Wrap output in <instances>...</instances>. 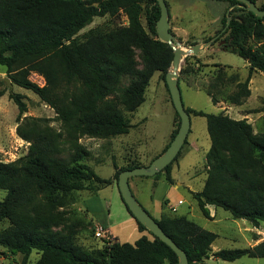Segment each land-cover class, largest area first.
<instances>
[{
    "label": "trees",
    "instance_id": "obj_1",
    "mask_svg": "<svg viewBox=\"0 0 264 264\" xmlns=\"http://www.w3.org/2000/svg\"><path fill=\"white\" fill-rule=\"evenodd\" d=\"M252 1L264 10V0ZM225 2L229 4V26L226 13L222 30L204 42L214 45L222 41V48L242 58L249 72L243 82L236 75L224 80L234 85L224 100L218 97L216 84L217 91L206 92L215 105L223 101L242 106L252 95L253 75L264 74V17H257L237 1ZM122 15L127 19L124 26L108 32L97 28L82 42L76 40L95 18ZM160 16L157 0H0V65L13 85L36 94L61 122L60 130L42 128L40 123L50 119L24 117L28 112L26 96L9 94L18 108L17 135L29 148L16 161H0V190L6 192L0 201V224L9 222L0 230V248L21 254V264H29L33 252L40 255L33 264H179L177 254L137 222L122 198L138 230L151 238L145 235L133 244L104 240L102 250L90 253L77 244L81 222H70L78 193L95 192L112 183L118 186L123 171L142 166L131 162L119 168L114 163L113 179H103L89 166L91 152L81 140L129 134L132 126L127 114L144 104L153 76L160 73L166 85L174 52L158 37ZM134 49L140 51L142 69L136 67ZM33 73L44 78V86L30 79ZM5 94L0 90V100ZM186 112L206 119L211 140L205 186L192 194L201 213L210 219L208 207L214 206L258 229L264 225V132L256 134L247 119L235 120L226 113L208 114L191 108ZM175 113L178 122L170 143L181 124ZM174 162L154 178L165 174L172 183ZM155 220L187 254L189 264L211 258L226 262L244 257L264 259V241L213 253L218 234L186 216L162 214ZM60 226L68 228L67 234H45Z\"/></svg>",
    "mask_w": 264,
    "mask_h": 264
},
{
    "label": "rangeland",
    "instance_id": "obj_2",
    "mask_svg": "<svg viewBox=\"0 0 264 264\" xmlns=\"http://www.w3.org/2000/svg\"><path fill=\"white\" fill-rule=\"evenodd\" d=\"M143 23L145 24V17H143ZM125 24H127V19L123 15L114 19L95 18L92 24L84 28L77 35L76 40L82 42L97 28H101L104 32H108L118 26H124ZM203 27L208 28L209 26L205 25ZM181 43L185 51L194 47L191 46L192 44L188 46L187 44L184 45L183 42ZM204 43L202 45H204ZM134 60L136 67L142 69L143 62L139 50L134 49ZM214 61L232 66L236 70L224 69L222 65L220 67L214 62L201 61L198 59V55L190 54L184 57L181 63L180 83L185 81V84H188L190 87L192 84V77L189 78L190 75H197V77L195 76L197 85L208 92L217 91L216 86L218 85V91L220 90L218 92V97L224 100L225 96L234 89V85L230 86L229 84H225L226 82L224 80L236 75L239 81H245L248 72L247 69H245L247 63L238 55L222 52H218ZM7 78L9 79L6 68L0 65V90L6 91L5 96L0 100V161L4 163L13 162L24 157L29 148V143L25 142L17 135V126L19 125L16 122L18 108L9 98L11 92L26 96L25 102L28 107V112L24 117L50 119V122H41V127L50 126L55 130H60L61 128V122L55 120L56 113L53 109L41 101V99L30 90L23 89L16 85H13V88L10 89L5 82ZM30 79L40 86L45 85L44 78L36 73H33ZM250 89L252 97L243 105L249 109L248 113H250V120H248V122H251L250 124H252L255 133L260 134L264 132V74L255 73L253 75L250 82ZM181 92L183 103H185L184 99L188 97L194 103L197 110L204 111L208 114L226 113L233 119H244V114L240 113L242 108L233 107L230 108L228 112H224L225 107H220L212 103L211 99L204 92H186L184 88H181ZM226 105L228 104L226 103ZM127 117L131 119L130 121L134 126L129 135L110 140L91 139L87 137L81 140L82 144L91 152L89 164L102 178L106 179L112 177L115 173L113 162L122 165V158L124 156H126L130 162L141 164L139 162L141 156L137 157L135 155L138 149L140 152H147L148 155H155V151L159 148L164 135L171 128L173 117L174 125L175 122H178L170 93L160 73H156L151 80L146 93V102H144L133 115L127 114ZM191 124L192 132L190 140L194 141V149L185 154L183 159L179 161V167H177L174 172V177L180 183H184V185L174 189L169 182L163 179L157 182L156 185L152 183L144 184V193L152 196L154 204L158 209H161L163 205L165 206L168 201L172 207H175L180 200H183L185 205L177 207L176 214H172V212H170V214L172 216L185 214L190 220L194 221L205 230L218 234L219 238L213 245L214 251L223 249H243L249 246H255L256 241H264L263 224L258 229L254 228L248 221L236 220L229 212L221 208H218L217 213H213V217H210V219L205 218L201 213L197 203L188 191L187 186L192 188L191 172L195 166H203L206 160V153L211 147V141L205 118L192 116ZM130 151H134V154H129ZM143 165H147V163L144 162ZM202 169L201 167L199 170L201 171ZM142 178L143 177H133L132 180L138 181ZM81 194L82 193L77 194V202L71 206V210L74 213L70 216L71 223L76 221L81 222V225L77 229L76 237L79 246L90 253L102 250L105 247V239L97 236V230L100 225L103 226L105 224L108 225L111 229V233L118 237L121 242L135 243L139 237L138 232L137 230L133 231L130 225L123 223L124 218L122 213L123 215L126 214L127 209L121 200L117 184L113 185V187H105L99 197L82 203V206L80 199ZM5 196L6 192L0 190V201H2ZM104 201L111 203L112 215L110 217V222H107L109 220L107 219V211L103 210L101 207ZM87 209L89 210L88 216L85 214L86 212H84V210ZM154 217L158 219L159 215ZM8 226L9 222L5 221L0 224V230ZM67 229L66 227L60 226L52 228L45 232V234L62 236L67 234ZM146 234L148 233L146 232ZM148 236L150 235L148 234ZM111 241H115L112 236ZM39 257L40 255L37 252H33L29 258V264L35 263ZM22 260L23 256L21 254L13 255L4 248H0V264H21ZM208 262L212 264H264V259L244 257L236 262H226L211 258L200 264H208Z\"/></svg>",
    "mask_w": 264,
    "mask_h": 264
},
{
    "label": "crops",
    "instance_id": "obj_3",
    "mask_svg": "<svg viewBox=\"0 0 264 264\" xmlns=\"http://www.w3.org/2000/svg\"><path fill=\"white\" fill-rule=\"evenodd\" d=\"M165 2L167 4L168 10H169L170 31L172 32V34L175 36V38L178 41L183 42L184 45L187 44L188 46H190L193 43H198V44L202 45L205 40H207L208 38L214 37L219 31L222 30V19H223L224 15L229 11V4L225 1H218V0H165ZM101 19H105V18H101ZM205 25L209 26V27L208 28L203 27ZM222 45H223V42L220 41V42L215 43L214 45H210L208 48L203 49L200 52V54H198V59H200L201 61H207V62H212V63L214 62L218 65L227 66L228 69H230V70H236L232 66L220 64V63L214 61L218 52L230 53V52L224 50L222 48ZM230 54H232V53H230ZM245 69H247V71L249 72L248 64H247V66H245ZM248 72H247V76H248ZM195 76L197 77V75H190V77H189V78L192 77V84L190 85V87L188 86V84L187 85L185 84V81H182L180 83V87L184 88L186 92H192V91L193 92H204L211 99V97L207 94V92L202 87L197 85V80L195 79L196 78ZM198 81H200V80H198ZM184 101H185L184 104H185L186 108H191V109L197 110L194 103L188 97L186 99H184ZM211 101H212V99H211ZM216 105L217 106L219 105L220 107H225L224 112H228L229 109L233 108V107L242 108L240 113L244 114L243 118L250 120L249 119L250 113H248L249 109L246 108L245 105H242V106H234V105H230V104L226 105V103L223 101L217 103ZM197 111H200V110H197ZM131 126H132L131 129H132L134 127L132 125V123H131ZM131 129H130V131H131ZM173 130H174V117L172 120L171 128L164 135L163 140H162L159 148L155 151V155H148L147 152L146 153L140 152L139 149H138V151L135 152L136 153L135 155L137 157L141 156V159L139 160V162L142 164V166L150 165L151 162L155 158H157L158 156H160L164 152V150L167 148V146L170 143L171 134H172ZM191 130H192V124H191ZM191 130H190V133H189V136L187 139V144L184 145V147L182 148L181 154L178 157V160L176 162H174V164H173V168H172V172H171V177H172L173 182L172 183L169 182V184L171 186H173L174 189H177L178 187H182L184 185V183H180L174 177V172H175V169L177 167H179V161L181 159H183L185 154H187L189 151L194 149V141L190 140V135L192 132ZM129 134H130V132H129ZM129 134H127V135H129ZM122 136H125V135H122ZM118 137H121V136H118ZM118 137H115V138H118ZM209 138H210V136H209ZM112 139H114V138H112ZM101 140H103V139H101ZM108 140H110V139H108ZM131 153L134 154V151H132V152L130 151L129 154H131ZM207 153H206V155H207ZM126 159H127L126 156H124L122 158V165H119L117 162H113V163H116L119 168L125 167L129 163H131L130 161H128V159L127 160ZM144 162L147 163V165H143ZM88 164H89V160H88ZM89 166L95 171V169L90 164H89ZM201 167L203 169L200 171L199 169ZM114 169H115V167H114ZM191 174H192V176H191L192 188L188 187V186H187V188H188V191L190 192V194L192 195L193 193L201 192L205 186V181L207 179L206 160L204 161L203 166H195L194 169L192 170ZM114 175H115V173H114ZM114 175L112 177L106 178V179L107 180L113 179ZM103 179H105V178H103ZM163 179H165L167 181L165 174H163L159 179H155L154 177H151V178L150 177H143L141 180H138V181H133L132 178L129 181L131 191L134 194L135 198H137L138 202L144 207V209H146L149 212V214L153 218H155L154 216L159 215L157 220H159L161 218L162 214H170V212H172L170 210L171 205L168 201L167 204H165L166 202L164 203L165 206L163 205V206H161V209H158L157 206L154 204L152 196L150 194L144 193L143 189H144V184L146 185V183H152L153 185H156L157 182H159ZM115 184L116 183H112L110 185V187H113V185H115ZM103 191H104V188L98 189L95 192H90V191L80 192V193H82L80 196L81 206H82V203L88 202L92 199H95L96 197H99V195ZM180 201H182L183 204L179 205ZM180 201L178 202L176 207L185 205V202L183 200H180ZM101 207L103 210L107 211V219H109L107 222H110V217L112 215L111 214V203H107V201H104L101 204ZM208 209L210 212V217H213V213H217V211H218L217 210L218 208H216L214 206H209ZM84 212H86L85 214L88 216L89 210L88 209L84 210ZM127 213H128V211H127ZM127 213L124 215L122 213V216L124 218L123 223L130 225V227L133 229V231L137 230L138 236H139L138 239L141 238L142 236L148 235V234H146V232H140L138 230V225H137L136 221L130 216L129 213L128 214ZM176 213L172 212V214H176ZM179 216H186V215L180 214ZM105 225H103V226L100 225V226H102L112 236V238L115 241L117 240V241L121 242L118 237L114 236L111 233V231H110L111 229L108 227V225H106V226ZM259 242H261V240L256 241V245ZM121 243H123V242H121ZM213 245H212V250L214 253L217 251H214ZM208 264H212V263L208 262Z\"/></svg>",
    "mask_w": 264,
    "mask_h": 264
},
{
    "label": "water",
    "instance_id": "obj_4",
    "mask_svg": "<svg viewBox=\"0 0 264 264\" xmlns=\"http://www.w3.org/2000/svg\"><path fill=\"white\" fill-rule=\"evenodd\" d=\"M218 1H237L239 5L243 6L249 12L255 14L257 17H264V10L260 9L252 0ZM157 2L161 9V16L157 22L158 37L161 41L167 43L174 52L172 67L166 74V85L171 96L173 107L181 119V124L177 135L165 150V152L155 158L150 165L128 169L120 174L118 180V189L125 205L129 209L133 217L137 220V222L147 228V230L150 231L154 236L158 237L161 241L166 243L179 257V264H189L187 254L182 251L172 240V238H170L163 231L158 222L149 214L146 209L141 206V204L135 198L134 194L131 191L129 181L133 177H154L156 174L164 171L166 167L172 164L182 151V148L184 147L191 130V115L186 112V108L183 103L181 87L179 85L181 63L184 57L190 54H200V52L203 49L208 48L212 42L204 43V45L197 44L192 49L185 51L182 47V43L178 41L170 31L169 10L165 0H157ZM229 13L230 10L227 12V26H229L230 22ZM5 82L10 89L13 88V83L10 79L7 78Z\"/></svg>",
    "mask_w": 264,
    "mask_h": 264
},
{
    "label": "built area",
    "instance_id": "obj_5",
    "mask_svg": "<svg viewBox=\"0 0 264 264\" xmlns=\"http://www.w3.org/2000/svg\"><path fill=\"white\" fill-rule=\"evenodd\" d=\"M183 204L182 201L179 202V205ZM170 210L173 212V213H176L177 212V207H172L170 206ZM97 236L98 237H101L107 241H111V235L102 227L100 226L97 230Z\"/></svg>",
    "mask_w": 264,
    "mask_h": 264
}]
</instances>
